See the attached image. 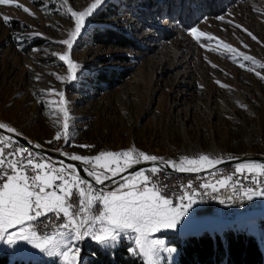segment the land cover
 <instances>
[{"label":"rangeland","instance_id":"obj_1","mask_svg":"<svg viewBox=\"0 0 264 264\" xmlns=\"http://www.w3.org/2000/svg\"><path fill=\"white\" fill-rule=\"evenodd\" d=\"M198 1L184 3L197 11ZM15 2L34 15L0 5V16L11 18L7 25L0 19V122L70 154L92 156L134 147L178 162L183 156L197 158L202 154L210 158H218V153L264 154V0H229L218 16L197 11L195 22L188 27L176 20L181 0L172 1V17L166 15L168 0H103L73 42L70 55L78 69L77 79L71 82L57 79V75L66 77L68 72L52 55L63 53L66 46L55 42L68 38L74 29L68 8L83 11L94 0H69L67 5L63 0ZM102 8L115 13L100 18ZM105 25L122 28L134 46L93 42L92 31ZM192 27L216 39L207 42L201 37L197 41L189 34ZM18 36L23 38L22 47ZM224 43L254 60L242 61L245 67L241 68L230 59L235 54L225 49ZM154 46L157 50L150 51ZM123 57L125 60L120 59ZM104 67L122 73L112 87L96 85L95 76ZM217 81L228 87H221ZM49 88L63 91V98L40 93ZM61 99L64 104L54 103ZM61 107H67L72 117L71 143L94 147L69 146L63 140L47 143L54 139L58 128L62 130ZM192 217L183 228L161 229L154 234V238L175 249L170 255L162 254L160 264H172L178 256L169 233L182 235L203 228L244 229L258 238L264 252V199L254 209L234 217L218 213ZM121 239L132 246V236ZM95 244L87 238L79 242L83 264ZM0 248L7 249L12 257H51L61 264L58 257L33 249L25 241L15 245L0 242Z\"/></svg>","mask_w":264,"mask_h":264},{"label":"snow or ice","instance_id":"obj_2","mask_svg":"<svg viewBox=\"0 0 264 264\" xmlns=\"http://www.w3.org/2000/svg\"><path fill=\"white\" fill-rule=\"evenodd\" d=\"M63 2L67 5L69 0ZM102 3L103 0H94L83 11H73L71 7L68 8V12L74 18V29L68 33V38L55 42L66 46V51L52 53L63 62L68 72L66 77L57 75L58 80L71 82L77 79L78 64L70 55L73 42L86 27L87 18ZM0 5L14 6L34 15L30 9L16 3L15 0H0ZM0 19L6 25L11 20L6 15L0 16ZM219 19L224 18L219 17ZM236 27L242 26L236 25ZM243 31L253 40L257 39L247 29ZM189 34L197 41H200L201 37H205L207 42L216 39L197 27H192ZM16 39L22 47L23 38L18 36ZM223 46L235 54L230 59L239 63L241 68L245 67L242 61L254 60L253 57L239 52L230 44L224 43ZM261 68H264V65H261ZM248 70L253 69L248 68ZM217 83L221 87H228L219 81ZM40 93H54L61 98L64 96L63 91L51 88L41 89ZM54 103L65 102L61 99ZM59 112L62 113V130L58 128L54 139L47 143L63 140L69 146L94 147L84 144L73 145L70 131L71 114L67 107L59 108ZM0 130L9 133L7 136L0 133V242L15 245L19 241H25L33 249L58 257L61 264H83L79 246V242L83 239H91L104 247H113L123 236L133 237L132 246L129 248L131 254L143 257L145 264H160L163 259L162 254L170 255L175 249L166 246L162 240L154 238V234L161 229L177 230L178 226L185 227L192 214L189 210L203 201L207 190L219 192L221 188L229 187L233 175L243 176L247 173L254 185L243 189L233 187V193H239V199L246 198L251 201L255 197L264 198V179H255L256 168H260L262 170L260 175L264 176V164L239 163L232 175L217 180L219 187L209 183L200 185V188L204 189L203 192H197V189L189 183L185 186L187 191L177 197L178 202L174 204L170 194L162 191L169 185L162 182L161 173L167 175L169 169L199 173L205 169V166L214 168L224 160L202 154L197 158L183 156L178 162L147 154L134 147L118 152L100 151L92 156L58 150L66 160L82 164L83 171L91 178L89 180L80 175L76 163H66L65 160L55 161L43 151L29 150V148L42 149V145L32 141H28V147L19 144L15 137L21 136L22 133L9 124L0 122ZM141 163H147L149 166L122 175ZM116 177H121L119 182L115 180ZM106 181L115 183V188L98 187L104 186ZM239 183V180L233 181V184ZM74 189L76 201H73ZM228 199L231 200L232 197ZM220 203L223 204L225 201L220 200ZM81 213L84 215L81 216ZM49 214L55 221L54 228L50 222L43 223L41 228L34 226L38 218H44L46 221Z\"/></svg>","mask_w":264,"mask_h":264},{"label":"trees","instance_id":"obj_3","mask_svg":"<svg viewBox=\"0 0 264 264\" xmlns=\"http://www.w3.org/2000/svg\"><path fill=\"white\" fill-rule=\"evenodd\" d=\"M169 5L166 15L173 16L175 4L168 0ZM229 0H199L195 4L197 11L192 5H185L181 0L180 9L176 20L182 26L188 27L196 20V12L201 15L218 16L225 10L226 2ZM113 9H101L98 17L106 18L113 15ZM165 33L166 29L162 28ZM164 33V34H165ZM93 42L102 44H114L120 47H133L131 39L122 28L102 26L92 31ZM125 60V58H120ZM122 76L113 68H101L95 81L98 87L106 85L112 87L120 81ZM170 243L177 249L178 256L172 264H264V252L258 238L244 229L224 228L221 231L203 228L198 232L182 235L168 234ZM130 244L120 239L113 247H104L95 244L92 247V255L84 257L85 264H145L143 257L129 252ZM0 264H56L55 258H22L12 257L5 248H0ZM165 264V263H164Z\"/></svg>","mask_w":264,"mask_h":264},{"label":"built area","instance_id":"obj_4","mask_svg":"<svg viewBox=\"0 0 264 264\" xmlns=\"http://www.w3.org/2000/svg\"><path fill=\"white\" fill-rule=\"evenodd\" d=\"M27 147V146H26ZM29 150H33L29 148ZM225 157L224 154L218 153V158ZM238 163H231L224 165L222 167L203 171L199 173H177V172H167V175L161 173V180L164 184L169 185L168 188L163 189L164 193L170 194L171 198H173L174 204L177 203V197H179L183 192L187 191L185 187L187 184H192L194 188L197 189V192H203L204 189L200 188V185L204 183L215 184L216 187H219L217 184V180L223 178L224 176L232 175L234 169ZM261 169H255V179L260 180L264 179V176H261ZM239 180V184H233V181ZM233 181H229V187L221 188L219 192H212L211 189L207 190V194L204 195L203 201L198 202L193 206V212L195 215H208V214H221L225 217H234L241 213L249 212L250 210L256 207L260 197H255L253 200L249 201L245 199H239V193H233V187L243 189L245 187H254L251 183L248 174L245 175H233ZM81 187H85L84 185H80ZM73 201H76L75 189ZM228 197H232L231 200ZM220 200H224L225 203H220ZM84 213H81L83 216ZM50 222L52 227H55V221L53 217L49 214L47 220L42 223H34V226L37 228H41L43 223ZM51 230V229H49Z\"/></svg>","mask_w":264,"mask_h":264},{"label":"water","instance_id":"obj_5","mask_svg":"<svg viewBox=\"0 0 264 264\" xmlns=\"http://www.w3.org/2000/svg\"><path fill=\"white\" fill-rule=\"evenodd\" d=\"M0 133H2L5 136L9 135V133H7L6 131H3V130H0ZM15 139H17L19 143H21L27 147H28V141H32L34 143H38V144L42 145V149H33V150L38 151V152L43 151L44 153H46L48 155V157L53 158L55 161L65 160L66 163H76L78 168L80 169V175L84 176L85 179H89V180L91 179V178L87 177L86 173L83 171L84 166L82 164H80L79 162L66 160L65 157H63L59 154L58 149L48 147L44 144H41L35 140L28 138L27 136H25L23 134L19 137H15ZM230 157H234L235 159H229ZM222 159L224 160L223 163L215 166L214 168L211 166H205V169L201 170L200 172L216 169V168H219V167H222L224 165L231 164V163H239V162H245V161H255V162H260V163L264 164V154H262V153L231 154V155L222 157ZM148 166L149 165L147 163H141L140 165H136L133 168L129 169L127 173H122V175H128L131 172H135V171L139 170L140 168L148 167ZM168 171L177 172V173H189V172L171 171V169H169ZM120 179H121V177L115 178V180L117 182H119ZM115 186H116L115 183H113L111 181H106L104 186H98V187H107L108 189H114Z\"/></svg>","mask_w":264,"mask_h":264},{"label":"bare ground","instance_id":"obj_6","mask_svg":"<svg viewBox=\"0 0 264 264\" xmlns=\"http://www.w3.org/2000/svg\"><path fill=\"white\" fill-rule=\"evenodd\" d=\"M155 50H157V46H154V47L150 48V51H152V52L155 51ZM19 144H21V143H19ZM21 145H23V144H21ZM42 222H44V218H38V220L35 223H42Z\"/></svg>","mask_w":264,"mask_h":264},{"label":"crops","instance_id":"obj_7","mask_svg":"<svg viewBox=\"0 0 264 264\" xmlns=\"http://www.w3.org/2000/svg\"><path fill=\"white\" fill-rule=\"evenodd\" d=\"M189 212L194 214L193 210H191V209L189 210ZM193 214H191V215L193 216ZM194 215H195V214H194ZM192 216H190V218H193ZM196 216H197V215H196ZM201 216H204V215H201Z\"/></svg>","mask_w":264,"mask_h":264}]
</instances>
